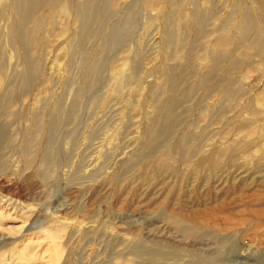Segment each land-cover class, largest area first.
Masks as SVG:
<instances>
[{"label":"rangeland","instance_id":"1","mask_svg":"<svg viewBox=\"0 0 264 264\" xmlns=\"http://www.w3.org/2000/svg\"><path fill=\"white\" fill-rule=\"evenodd\" d=\"M83 1L0 0V264H264V0Z\"/></svg>","mask_w":264,"mask_h":264},{"label":"bare ground","instance_id":"2","mask_svg":"<svg viewBox=\"0 0 264 264\" xmlns=\"http://www.w3.org/2000/svg\"><path fill=\"white\" fill-rule=\"evenodd\" d=\"M11 1H12V7L11 8H12L14 14L17 16L18 26L20 28L19 34L22 36L23 35L22 30L27 26V24H29L31 22V20H33L36 11L39 10L41 7H43L48 0H11ZM98 2H99V0H85V1L77 4L76 13H77V16L82 21V24H81L82 28H85V24H86L88 18L90 17L89 9H90L91 5L93 3H98ZM110 3H108L104 7V10L102 12L101 17H104L106 14H108V12L110 10ZM93 7H94V5H93ZM59 9L60 10L65 9V4L63 2L59 6ZM195 16H198V15H195ZM195 18L197 19V21L199 20V17L198 18L195 17ZM248 24H249V17L246 14L242 15L240 26L244 30H246ZM165 34L167 36L171 35V31H170L169 27L166 29ZM88 40L89 39L85 34L80 35L78 37V40H77L78 43L77 44L79 46L80 52L83 51L84 45L86 42H88ZM212 61H213V59H212ZM177 102H178L177 87L175 85L174 80H172L170 82V96H169L168 104H167L165 111H168V110H171L172 108H174L176 106ZM65 105H64V102H62V101L57 104L56 113L58 115V122H63L65 120L66 109H67V106H65ZM163 131H164V127L162 126L158 131V140H156V143L154 142L153 144L147 143L146 149L144 151V155L151 154L153 152V150H155L158 147V144L166 139V137H163L164 136ZM160 137H161V139H159ZM183 138H185V136L182 137V139H181L182 141L184 140ZM181 145H182V142L179 144L178 148H180ZM121 165H122V168L124 166H126V164L124 162H122ZM254 216L257 219H258V217L264 218V211L260 210V209L256 210ZM201 217H202V220H200L198 222V223H200V225L216 226L215 222L218 221L216 212L203 213V214H201ZM193 222H194V219H191L186 223L192 224ZM180 228H184V227L180 226L179 229ZM185 230H189V225H186ZM135 249H136L135 251L137 254L147 256L156 263H159L161 260H163V262H164L167 259L175 258L173 253L171 251L167 250V248L162 247V245L145 244L144 242H140L139 244L136 245ZM180 262H181V264H195V262H192V261L186 263L185 261H183L181 259H180ZM162 264H164V263H162Z\"/></svg>","mask_w":264,"mask_h":264}]
</instances>
